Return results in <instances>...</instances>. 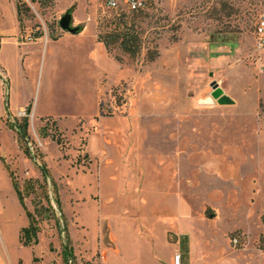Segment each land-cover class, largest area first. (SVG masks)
<instances>
[{
	"label": "rangeland",
	"instance_id": "obj_1",
	"mask_svg": "<svg viewBox=\"0 0 264 264\" xmlns=\"http://www.w3.org/2000/svg\"><path fill=\"white\" fill-rule=\"evenodd\" d=\"M24 1L32 16L20 30L12 0H0L10 106L30 103L2 122L28 118L32 154L0 125V264H158L174 231L183 264H264V57L254 34L264 0H146L138 11ZM67 10L79 33L60 28ZM120 14L138 32L135 55L97 39ZM90 55L118 69L101 75L107 98ZM214 82L227 102L212 97ZM48 117L63 145L53 126L41 134ZM14 184L27 210L37 199L55 215L29 246Z\"/></svg>",
	"mask_w": 264,
	"mask_h": 264
},
{
	"label": "trees",
	"instance_id": "obj_2",
	"mask_svg": "<svg viewBox=\"0 0 264 264\" xmlns=\"http://www.w3.org/2000/svg\"><path fill=\"white\" fill-rule=\"evenodd\" d=\"M16 8V17L19 22L20 30L23 28V23L25 19H28L32 16L30 13V8L25 3L24 0H14ZM125 15L120 14L118 20L114 22V26L110 29L103 28L99 31L97 35L98 41L102 42L107 49H110L112 46H117L120 50L128 55H135L139 51L140 40L138 32L132 26L128 24L125 20ZM40 36L37 34L35 37ZM153 60V59H150ZM26 111L30 112V105L27 106ZM45 125L41 128V134L48 135V128L53 126L55 132L51 134V138L57 142L58 145H63V140L60 137L57 121L48 117ZM10 127L14 128L21 140V143L24 148V152L27 155L32 156L27 146V127H28V118L23 117L21 120H15L13 123L9 124ZM44 171V168L42 169ZM45 173H43L44 175ZM45 177V176H44ZM33 181L28 179L26 181V190L33 189ZM15 185L16 192L19 196L20 203L22 204L25 214L28 219L27 225L23 226L19 230V241L23 246H29L31 244L37 243L38 233L40 231V221L54 217L53 209L50 205L43 206L39 200H34V210L29 211L26 208L24 203L23 194L21 190ZM39 186L43 187L45 185L40 184ZM46 199L48 196L46 195ZM55 202L57 203L58 208L60 209V201L56 197ZM63 257L66 261H69L74 258L72 247L67 244L62 250ZM37 258L33 257V261H36Z\"/></svg>",
	"mask_w": 264,
	"mask_h": 264
},
{
	"label": "crops",
	"instance_id": "obj_3",
	"mask_svg": "<svg viewBox=\"0 0 264 264\" xmlns=\"http://www.w3.org/2000/svg\"><path fill=\"white\" fill-rule=\"evenodd\" d=\"M12 2H13L14 12L16 14L15 1L12 0ZM0 41H1V38H0ZM90 58L96 66V75L94 76V82L96 83V85L98 84V86H99L100 91H98V93H99L100 99L101 98L103 99L105 96L107 98L108 90L104 89L103 85L101 84L102 80L104 79V78H101V75H102V73L109 72V74H111L112 78L116 79L115 77H117V75H118L117 74L118 69H117L115 64H113L112 62L109 61V59H101V58L94 59L92 56ZM9 89H10L9 76L5 72L4 68L2 67V65L0 63V125L3 128H7V126L10 123L14 122V120H10V119H7V121L5 123L2 122V120L6 117L7 113L8 112H11V113L16 112L20 107H23L29 101V99L27 98L24 103L18 104L16 111H12L11 106H10V98H9L10 90ZM101 102H104V101H101ZM29 105H30V103L27 104V106H29ZM32 112H33V108H32ZM8 129H9V126H8ZM9 130L11 131V128ZM174 232H175L176 236H175V239L173 241L169 240V238L167 237V234L165 232V235L167 237V243L171 247H170V251L167 255V258L158 259V264H173V255L175 252L180 253V264H183L182 247H181L182 238H181V236H179L180 234H178L177 231H174ZM116 241L117 240L115 239V242ZM113 253L116 255H119V254H121V249L115 245V249L113 250Z\"/></svg>",
	"mask_w": 264,
	"mask_h": 264
},
{
	"label": "built area",
	"instance_id": "obj_4",
	"mask_svg": "<svg viewBox=\"0 0 264 264\" xmlns=\"http://www.w3.org/2000/svg\"><path fill=\"white\" fill-rule=\"evenodd\" d=\"M121 4L133 11L143 10L147 6L146 0H106V5L110 8H119ZM254 34L256 50L262 53V57H264V10L258 14L254 27ZM261 71L264 72V63L261 65ZM24 114H26L25 110L20 108L18 110V115ZM173 264H180V253H174Z\"/></svg>",
	"mask_w": 264,
	"mask_h": 264
},
{
	"label": "water",
	"instance_id": "obj_5",
	"mask_svg": "<svg viewBox=\"0 0 264 264\" xmlns=\"http://www.w3.org/2000/svg\"><path fill=\"white\" fill-rule=\"evenodd\" d=\"M72 16L69 10H67L59 19V26L62 30L67 31L71 34H76L81 31V27L78 25H72ZM212 92L211 95L213 98L221 101L227 102L228 98L223 95V90L218 86L216 82L212 83Z\"/></svg>",
	"mask_w": 264,
	"mask_h": 264
}]
</instances>
